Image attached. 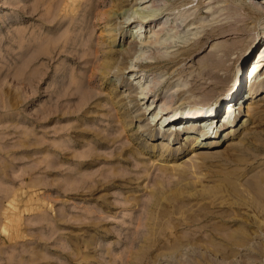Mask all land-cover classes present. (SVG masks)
<instances>
[{
    "label": "rangeland",
    "instance_id": "1",
    "mask_svg": "<svg viewBox=\"0 0 264 264\" xmlns=\"http://www.w3.org/2000/svg\"><path fill=\"white\" fill-rule=\"evenodd\" d=\"M105 1L0 0V264H264V199L246 184L264 171V74L219 143L192 147L177 120L158 129L164 112L194 105L222 119L226 100L216 104L230 97L246 50L216 73L212 96L192 94L189 80L230 39L211 28L231 10L250 21L243 37L254 46L264 16L248 18L250 0L162 1V14L193 6L213 15L176 36L171 19L158 36L163 61L144 58L136 73L123 53L127 27L115 29L106 10L149 1ZM144 27L153 40L154 23ZM173 55L181 59L168 63ZM154 74L161 81L141 98Z\"/></svg>",
    "mask_w": 264,
    "mask_h": 264
},
{
    "label": "bare ground",
    "instance_id": "2",
    "mask_svg": "<svg viewBox=\"0 0 264 264\" xmlns=\"http://www.w3.org/2000/svg\"><path fill=\"white\" fill-rule=\"evenodd\" d=\"M102 1L106 2L105 0ZM147 1H149V3L143 6L139 5L137 7L131 6L129 8H125V7L115 8V9L111 8L110 10H106L107 12L109 11L108 14H110L111 17L119 18L115 29H119V31H121L122 29L124 31L125 27H127V29L123 32V34L127 35V37L129 38V43L127 49H125L123 53H125V55L129 54L134 58L131 60L130 66L128 67L129 69L128 71H133L136 73L141 71V69L136 68L135 65L138 66V62L142 61L144 58L147 59L154 57L157 59L156 64H159L161 61H163V58L166 56L167 52L163 50L161 46L163 42L160 41V38H158V36L162 31L163 27L166 26L171 19H173L174 21L172 24V28H175V36H176L179 35L181 32L188 33V31L179 29V27L183 25H188L187 29H189L190 25L196 23V21L194 20L195 18H197V20H201V21H197L198 23L196 26L202 27L204 26L203 24L204 21H206V19L209 20V16L213 15V13L209 14L208 11H202V10L200 11V9L197 10V8H194L193 6L188 8L185 7L175 13L172 11H166L165 13L162 14V10H160L161 2L165 0H147ZM246 8H248V10L251 9L246 12L248 18L254 16L255 17L264 16V0H250L249 4H246ZM231 11H232L230 13L231 18L228 17L229 19H227L226 24L222 23L225 25L222 26L221 24L220 25L221 27L218 26L219 28H216L217 26L216 25L214 29H212L213 27L211 28L212 35L223 36L224 34H227V36L231 35L230 39L222 42H216L213 44L212 50L214 51H211L206 55L207 58L203 60L200 66L199 74L196 77H193L191 80H189L191 86L188 87V90H191L192 94L199 93L204 97L212 96L213 93L216 90H218L217 88L219 87L221 81V78L217 77L216 73L220 72V70H222L225 67V65L227 64V60L231 59V55L235 51H237L239 48L243 51L246 50L245 51L246 53L242 55V58L240 57V53H239L238 58H241V60L238 63L237 65L238 67L236 68L233 76L229 79V84L227 85V87L229 88V94H231L230 97L228 96L226 97L223 95L218 99V102L216 104L219 107L220 105L222 106V101L225 99L226 103L224 104L225 105L224 112L226 113L222 115L223 117L221 119L218 118V116L215 117L217 111L213 110L210 113L209 111H211V108L204 109L202 108V106L200 107L198 105H194L184 110L169 109L170 111L163 113L164 115V118L162 117L163 121L161 122V125L158 127L160 131L162 130V125H164V123L166 122L171 123L172 120H177L179 123V127L183 126L184 128L185 139L186 140L189 139L192 142V147L194 148L196 147L202 148L205 142L208 143L211 141L210 142L211 144L218 142L219 139L217 138L224 130H226V127H229L228 123H230L231 126L233 125L235 121V117L237 115V110L244 105V104L242 105L243 100H246V98H248V100L252 99L256 94V92L263 85L257 83L258 81H256V79L260 77L261 73L264 74V32L261 34V37L254 46L253 44L254 38L247 39L243 37L244 34L249 33L248 30H249L250 21H248L246 18H243L237 11L234 10ZM172 13H173V17H171ZM191 15L194 16L191 19H189ZM132 22H135V25L131 28L130 27L128 28V26H130ZM144 23L147 24L149 23V26H151V24L154 23V28L149 29L150 33L153 31L151 35H149V37L154 36L153 40H150L148 36L144 34V32L146 33L147 30V28L144 27ZM109 34H110V38H109L110 40L116 39L112 30H109ZM149 43L154 44V49L151 48L150 50V47L148 45ZM67 46L68 44H64L63 46L58 48L59 50H61L62 48H66ZM147 47H149L148 51H147ZM98 49L99 48H97L96 50ZM88 59H92V58L87 57L86 60ZM179 59H181L180 55L179 56L173 55L171 56V58L167 59V62L168 63L178 62ZM105 64L109 65L108 63ZM141 74H145V69L144 71H142ZM160 81H161V77L157 76L156 74H154V76H152L149 79H145V81L140 86L142 87L141 90L142 94L139 96L141 98L147 97L149 91L152 90L154 85L158 84ZM186 83L188 82H184L183 84ZM233 98H235L236 100L234 99L235 100L234 101ZM238 101L240 102L239 104ZM240 104L241 106H239L238 108L237 106ZM167 106H168L167 99H164L163 104L160 106L159 111L155 112L154 116L157 117L161 112L160 110L163 111ZM252 107L253 105H249L248 102L247 108H251L252 110L254 108ZM210 116L215 118L213 120H210L209 124H206L202 121L199 122L200 120L198 118L200 117L207 118ZM189 120L194 122L193 123L188 122ZM225 120L227 122H225ZM245 120L246 119L242 121ZM176 126L178 127V125ZM196 129L198 130L199 134L196 137H194L192 133ZM175 130L177 131L176 127ZM209 138H214V139H209ZM191 139H193L194 141ZM165 146L166 145L164 143L162 146L163 149L170 150V147L164 148ZM246 184L247 187H249L250 191L253 192V195L255 197H257L258 199H264V171L258 172L257 174L255 173L254 176H252L251 179H249L246 182ZM241 230L243 232V229ZM235 233L236 231H234L233 235H235Z\"/></svg>",
    "mask_w": 264,
    "mask_h": 264
}]
</instances>
